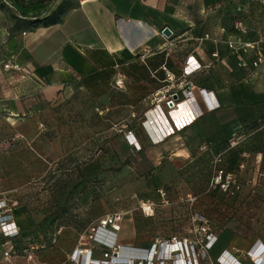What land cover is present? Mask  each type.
Listing matches in <instances>:
<instances>
[{
    "label": "rangeland",
    "instance_id": "rangeland-1",
    "mask_svg": "<svg viewBox=\"0 0 264 264\" xmlns=\"http://www.w3.org/2000/svg\"><path fill=\"white\" fill-rule=\"evenodd\" d=\"M63 1L66 13L79 0H25L24 8L5 3L23 19L50 14ZM166 16L177 33L223 28L264 42V0H169ZM29 21H15L0 9V194L12 209H23L19 215L32 218L24 230L34 233L30 243L43 261L64 260L81 235L86 246L97 221L118 212L124 214L118 244L128 248L172 238L204 243L207 234L218 238L215 245L227 236L264 239V111L241 125L240 138L231 136L222 148H201L189 162L157 148L128 149L110 111L99 110L81 125L78 93L93 95L94 89L82 88L85 78L76 70L70 76L61 68L46 71V64L60 63L59 56L48 55L49 42L30 44L37 29ZM78 46L87 51L85 63H106L96 45H72ZM112 79L108 71L90 78L105 82L100 93L96 89L99 95L107 97V89L124 95L126 89H115ZM144 207L151 208L150 216ZM195 214L201 222H193ZM211 250L200 264H217ZM95 253L100 258L103 251Z\"/></svg>",
    "mask_w": 264,
    "mask_h": 264
},
{
    "label": "crops",
    "instance_id": "crops-1",
    "mask_svg": "<svg viewBox=\"0 0 264 264\" xmlns=\"http://www.w3.org/2000/svg\"><path fill=\"white\" fill-rule=\"evenodd\" d=\"M168 3L169 0H79L63 15L59 24L36 28V32L31 33L33 39L30 44L41 40L49 42L52 48L48 55L59 56L60 63L45 65L47 72L61 68L70 76L71 71L76 70L85 78L86 84L82 88L93 87V95H86V91L78 93L75 114L79 120H84L81 125L86 127L85 120H90L97 111L100 110L101 115L108 110L110 123L122 129L126 148L134 150L125 141L130 132V137L141 150L157 148L170 151L175 160L183 163L189 162L205 145L208 150L218 149L231 136L240 138L245 132L241 125L256 120L264 111V42L261 39L251 41L245 34L228 32L223 28L216 33H199L189 27L177 33L166 16ZM165 27L173 31L172 37L160 35ZM59 34L63 37L61 41L56 37ZM204 34H209L210 39L200 43L199 39ZM249 43L258 44L247 48ZM72 45H96L99 47L97 54L101 51L98 56L105 57L106 63H85L87 51L79 46L75 49ZM230 45L236 48H230ZM30 50V54L35 56L36 48ZM164 51L170 54L167 71L175 77L173 83L162 81L165 76L159 67L164 61ZM70 57L77 58L79 64L68 63ZM188 57L193 58L190 67L200 65L199 70L187 77L192 84L190 89L179 85ZM258 57H261V62L254 66ZM117 59L126 64L123 72L133 80L125 85L124 95L112 89H107V97L99 95L102 87L105 88V82H91L90 78L95 80L99 77L97 73L101 76L105 71L114 73L112 65ZM35 62L38 68L42 66L37 60ZM142 62L156 72L158 80L150 77ZM172 87L179 97L175 109L168 110L163 103L159 107L151 104V95L155 91ZM98 88L99 93L96 91ZM191 179L187 177V180ZM0 198L6 199L1 194ZM20 210L23 209H12L20 231L12 244L19 254L7 262L3 260V248L0 246V264H29L21 254L28 246L37 248L34 251L35 264L65 261L66 258L60 262L41 259L37 254L38 247L30 243L34 233L24 230L33 220L19 215ZM76 244L77 240L74 247ZM258 246L264 248V239L256 242L227 236L215 245L211 254L217 256L225 250L241 264H252L253 257L244 254L254 248L250 252L254 255ZM259 258L256 252L255 259ZM261 258L264 259V255Z\"/></svg>",
    "mask_w": 264,
    "mask_h": 264
},
{
    "label": "built area",
    "instance_id": "built-area-1",
    "mask_svg": "<svg viewBox=\"0 0 264 264\" xmlns=\"http://www.w3.org/2000/svg\"><path fill=\"white\" fill-rule=\"evenodd\" d=\"M166 31H168V33H166ZM241 34H245V31H242ZM160 35L164 38H170L173 36V31L168 27H165L160 31ZM207 39H210V35L204 34V36L199 39V42L201 43ZM257 44L258 43H249L246 44V46L247 48H254ZM230 48L236 47L230 45ZM163 54L164 61L159 67L164 72L165 76L162 81L173 83L175 77L167 71V60L170 57V54L165 51ZM212 56L216 57V54H213ZM191 59L193 58H187L183 66V72L179 77L181 80L179 85L189 87V89L192 87V84L187 81V77L192 72L200 69V65L197 67H190ZM260 62L261 57H258L254 66ZM142 63L146 66L150 77L154 80H158L156 72L150 70L145 62ZM125 66L126 64H123L121 59L115 60L112 65V70L114 71L112 86L115 89L125 88V85L133 80L132 78H127L123 72ZM96 75L100 76L98 73ZM181 89H183V87H181ZM173 90H175L174 87L170 89L161 88L160 90L155 91V93L151 95V104L154 105V107H159L163 103L168 110L175 109L179 104V97L178 93L176 91L173 92ZM130 136V132L125 136L127 143L134 149L139 150L140 147ZM207 148L206 145L203 147V149ZM229 180V178H226L224 184L228 185L230 182ZM161 196L163 197L164 194H161ZM142 211L146 216H150V212H152L150 207H144L142 208ZM123 218L124 214L119 212L105 215L100 218L96 225L91 229L90 238L87 243H85L87 247L81 246L83 236H79L77 244L73 248L71 254L60 264H176L179 259H183L184 264H200L201 259L206 257L208 251L215 246L218 240L216 236L207 234L204 243H197V241H191L188 239L180 240L172 238L170 241L167 240L154 243L148 248H128L118 244V234L121 231ZM196 221H202V218L199 217L198 214H195L193 218V222ZM203 223L205 224L206 221H203ZM201 230L202 232H206L207 229L202 228ZM19 235L20 231L15 223L12 208L6 199L0 198V241L2 240L0 246L3 248V260L9 262L13 257L19 254L12 244V240ZM200 248H202V252L200 251ZM257 248H259L257 249V254L261 258L264 255V248L260 246ZM36 249L37 248L34 246H28L21 251V254L29 264H35L34 251ZM96 249H101L103 251L100 258L96 257ZM253 249H250L245 253L247 257H250V252ZM126 254L128 255L127 257ZM262 259L263 258L258 261H252V264H264V259ZM216 263L241 264L232 254L225 250L217 256Z\"/></svg>",
    "mask_w": 264,
    "mask_h": 264
},
{
    "label": "trees",
    "instance_id": "trees-1",
    "mask_svg": "<svg viewBox=\"0 0 264 264\" xmlns=\"http://www.w3.org/2000/svg\"><path fill=\"white\" fill-rule=\"evenodd\" d=\"M12 1L15 4H17L19 7H22V8L25 7V5H24L25 0H12ZM0 9L1 10H4V9L7 10L9 12V14L11 15V17L15 21H18V22L25 24L27 22V20H30L28 23L30 26H32L33 28L34 27L39 28V27H49V26L59 24L61 22V17L65 13V10L67 8L65 6V2L63 1L50 14H47V15L42 16V17H36V18L27 17V16L23 15V19H20V17L17 16L11 8L6 7L5 0H0Z\"/></svg>",
    "mask_w": 264,
    "mask_h": 264
},
{
    "label": "bare ground",
    "instance_id": "bare-ground-1",
    "mask_svg": "<svg viewBox=\"0 0 264 264\" xmlns=\"http://www.w3.org/2000/svg\"><path fill=\"white\" fill-rule=\"evenodd\" d=\"M146 208V207H145ZM259 249V248H258ZM256 252H257V250L254 252V255L252 254V253H250V256L251 257H253V261H258V260H261V258H259V259H255V254H256ZM128 255L126 254V257H127ZM176 264H184V261H183V259H179L177 262H176Z\"/></svg>",
    "mask_w": 264,
    "mask_h": 264
},
{
    "label": "water",
    "instance_id": "water-1",
    "mask_svg": "<svg viewBox=\"0 0 264 264\" xmlns=\"http://www.w3.org/2000/svg\"><path fill=\"white\" fill-rule=\"evenodd\" d=\"M166 33H168V31H166Z\"/></svg>",
    "mask_w": 264,
    "mask_h": 264
}]
</instances>
